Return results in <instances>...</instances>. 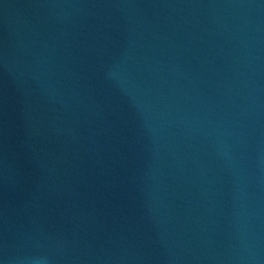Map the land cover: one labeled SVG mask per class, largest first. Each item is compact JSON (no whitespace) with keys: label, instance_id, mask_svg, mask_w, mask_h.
I'll return each instance as SVG.
<instances>
[{"label":"water","instance_id":"obj_1","mask_svg":"<svg viewBox=\"0 0 264 264\" xmlns=\"http://www.w3.org/2000/svg\"><path fill=\"white\" fill-rule=\"evenodd\" d=\"M0 264H264V0H0Z\"/></svg>","mask_w":264,"mask_h":264}]
</instances>
